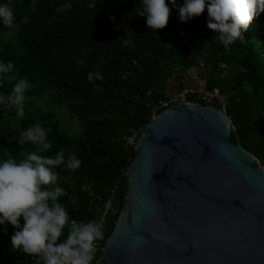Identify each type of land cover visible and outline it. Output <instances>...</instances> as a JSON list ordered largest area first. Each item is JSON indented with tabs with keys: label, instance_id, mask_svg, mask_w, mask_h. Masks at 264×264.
<instances>
[{
	"label": "trees",
	"instance_id": "trees-1",
	"mask_svg": "<svg viewBox=\"0 0 264 264\" xmlns=\"http://www.w3.org/2000/svg\"><path fill=\"white\" fill-rule=\"evenodd\" d=\"M141 2L12 0L16 22L11 28L0 24V61H12L19 77L27 76L33 85L25 94L24 118L13 107L0 106V114L7 113L0 122V159L12 155L19 161L36 150L29 142L18 143L21 131L37 123L48 129L53 148L43 155L64 148L82 161L73 172L57 169V186L65 189L59 199L70 216L100 221L110 199L118 210L106 217L104 247L124 208L127 174L138 156L127 139L134 133L141 136L158 101L168 98L171 83L183 87L186 71L202 50L208 55L204 86L229 96L226 113L236 129L232 139L264 168V13L254 17L242 38L225 47L207 27L206 8L183 22L200 42L198 55L191 57L173 38L178 9L169 3L167 26L154 30L136 14ZM64 4L71 6L57 12ZM15 29L14 39L5 38ZM97 71L103 79L89 82L88 73ZM12 83L5 82L0 92L8 94ZM46 99L43 107L40 101ZM62 107L78 121L75 133L57 114ZM14 231L11 224L0 226V264H31L32 255L11 250Z\"/></svg>",
	"mask_w": 264,
	"mask_h": 264
},
{
	"label": "water",
	"instance_id": "water-1",
	"mask_svg": "<svg viewBox=\"0 0 264 264\" xmlns=\"http://www.w3.org/2000/svg\"><path fill=\"white\" fill-rule=\"evenodd\" d=\"M233 130L197 104L155 118L98 264H264V168Z\"/></svg>",
	"mask_w": 264,
	"mask_h": 264
},
{
	"label": "clouds",
	"instance_id": "clouds-1",
	"mask_svg": "<svg viewBox=\"0 0 264 264\" xmlns=\"http://www.w3.org/2000/svg\"><path fill=\"white\" fill-rule=\"evenodd\" d=\"M169 3L178 9L179 23L185 26L196 44L197 50L190 54L191 57L198 55L200 42L183 22L200 16L206 8L207 27L218 34V39L225 47L242 38L254 17L264 13V0H183L182 5L178 4L177 0H142L135 9L136 14L146 18L149 28L164 29L171 12ZM70 6L61 5L56 11L63 12ZM15 22L12 0L7 2L0 0V24L11 28ZM173 38L187 48L182 40L174 35ZM187 50L190 53L188 48ZM204 55L207 62V52L202 50L194 65L190 67L194 68L193 78H189L188 68L183 78L186 87L181 89L177 83V88L168 93V98L184 89L222 93L219 89L212 91L204 86L208 72L207 64L203 69L197 66L198 60ZM15 68L12 61H0V88H3L5 82H14L8 94L0 92V106L13 107L17 116L22 119L25 116V94L33 85L27 76L19 77ZM96 79H103L99 71L88 73L89 82L95 83ZM186 104H197L203 108H214L226 113V106L219 104L217 105L222 106L221 108L215 104L210 107L204 106L201 102L193 100ZM161 113L159 112L158 116ZM235 130L234 127L233 132ZM25 142L35 145L36 150L22 154L23 159L19 161L12 155L0 159V226L11 224L15 229L11 236V250L32 255L35 264H93L97 242L104 238L102 222L95 219L77 221L72 218L59 199L65 189L57 186L60 179L57 169L73 172L79 169L82 161L75 153H66L64 148H59L53 155H43L42 153L53 148V144L48 137V129L39 123L21 131L18 143ZM72 202L75 203V200Z\"/></svg>",
	"mask_w": 264,
	"mask_h": 264
},
{
	"label": "built area",
	"instance_id": "built-area-1",
	"mask_svg": "<svg viewBox=\"0 0 264 264\" xmlns=\"http://www.w3.org/2000/svg\"><path fill=\"white\" fill-rule=\"evenodd\" d=\"M173 35L174 37L184 42V45L189 49L190 54H194L196 52L197 50L196 44L194 43L192 36L190 35V33L187 31V29L182 23L176 25V27L173 30ZM205 58L206 56L204 55L201 59L198 60L197 63V66H199L202 69L206 67ZM187 74L189 78H193L194 68H190L187 71ZM191 97H194L197 102H201V104L208 107L214 104L227 106V103L229 101V96L220 93L219 91L209 92L203 89H184L180 92H176L172 94L168 99L159 100L158 103L156 104V107L152 110L153 119H155L158 116L159 112L168 110L177 104L188 103ZM139 138L140 136L137 133H134L131 137L127 139L128 144L130 146L136 147ZM115 189H118V186ZM99 201L102 202L103 200L99 198ZM110 212L113 213L114 215H116L118 212V210L114 207V203L112 199H110L105 204L104 214L101 220L99 221L102 222L103 228L106 223V217ZM103 250H104V244L100 240L97 242L95 248L93 264H98V260L100 259ZM29 261L31 262V264H35V259L33 256L29 258Z\"/></svg>",
	"mask_w": 264,
	"mask_h": 264
},
{
	"label": "rangeland",
	"instance_id": "rangeland-1",
	"mask_svg": "<svg viewBox=\"0 0 264 264\" xmlns=\"http://www.w3.org/2000/svg\"><path fill=\"white\" fill-rule=\"evenodd\" d=\"M15 36H16V29L13 30L10 34L6 35L5 38H11V39H14ZM223 66L227 67L226 65H223ZM173 81H174V80H173ZM173 81H172V82H173ZM174 82H175L174 84L171 83L172 86H171L170 92H172V90H173L175 87L177 88L176 85H178V84H177L178 81H174ZM182 86H183V88H185V87H186V84L184 83V84H182ZM40 104H41L43 107H46L47 104H48V100H47V99H46V100H42V101H40ZM56 112H57V114H59V116H60V118H61V121H62L63 125L66 126V127H68V128H70V130H71L72 132L75 133V132L77 131V129H78V121L75 120V118L71 117V115H70V113H69V110H68L66 107H62V108H58V109H56ZM6 116H7V113H6V112L0 114V122H1L2 120H4V119L6 118ZM259 163H260V162H259ZM127 177H128V174H127ZM122 211H123V210H122Z\"/></svg>",
	"mask_w": 264,
	"mask_h": 264
},
{
	"label": "crops",
	"instance_id": "crops-1",
	"mask_svg": "<svg viewBox=\"0 0 264 264\" xmlns=\"http://www.w3.org/2000/svg\"><path fill=\"white\" fill-rule=\"evenodd\" d=\"M177 86V85H176ZM173 91V90H172ZM168 93H171L170 91Z\"/></svg>",
	"mask_w": 264,
	"mask_h": 264
}]
</instances>
